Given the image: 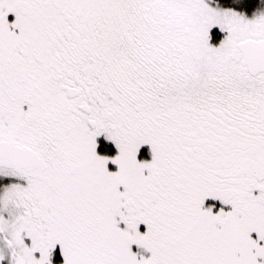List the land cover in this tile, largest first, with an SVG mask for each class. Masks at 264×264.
Here are the masks:
<instances>
[{"label":"snow or ice","instance_id":"1","mask_svg":"<svg viewBox=\"0 0 264 264\" xmlns=\"http://www.w3.org/2000/svg\"><path fill=\"white\" fill-rule=\"evenodd\" d=\"M0 264H264V0H0Z\"/></svg>","mask_w":264,"mask_h":264},{"label":"flooded vegetation","instance_id":"2","mask_svg":"<svg viewBox=\"0 0 264 264\" xmlns=\"http://www.w3.org/2000/svg\"><path fill=\"white\" fill-rule=\"evenodd\" d=\"M9 18H10V19H13V18H14V16H11V15H10V17H9Z\"/></svg>","mask_w":264,"mask_h":264}]
</instances>
